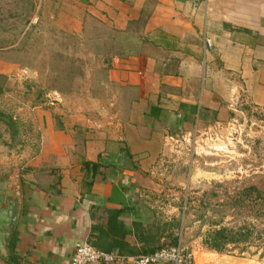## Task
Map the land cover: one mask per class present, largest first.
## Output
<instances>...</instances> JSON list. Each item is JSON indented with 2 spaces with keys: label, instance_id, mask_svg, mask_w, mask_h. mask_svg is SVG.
<instances>
[{
  "label": "crops",
  "instance_id": "crops-1",
  "mask_svg": "<svg viewBox=\"0 0 264 264\" xmlns=\"http://www.w3.org/2000/svg\"><path fill=\"white\" fill-rule=\"evenodd\" d=\"M65 1L77 65L38 107L37 151L9 176L20 184L16 249L41 264H70L97 226L111 252L141 253L161 210L172 214L160 196L190 183L209 131L243 108L264 116V0ZM191 247L194 264H264Z\"/></svg>",
  "mask_w": 264,
  "mask_h": 264
},
{
  "label": "rangeland",
  "instance_id": "rangeland-1",
  "mask_svg": "<svg viewBox=\"0 0 264 264\" xmlns=\"http://www.w3.org/2000/svg\"><path fill=\"white\" fill-rule=\"evenodd\" d=\"M65 2L0 0V219L6 213L2 204L8 203L3 196L13 182L9 176L16 179L37 151L38 107L77 65L65 53L73 41L61 31ZM243 109L247 112L225 128L209 131L205 148L194 157L190 183L185 180L177 192L160 196L162 206L173 205L172 214L161 210L160 219L180 222L171 229L187 251L198 244L264 260V116ZM221 227L233 229L235 240H215L213 246L209 234ZM7 233L0 224V264H9ZM19 264L41 262L29 255L19 258Z\"/></svg>",
  "mask_w": 264,
  "mask_h": 264
},
{
  "label": "trees",
  "instance_id": "trees-1",
  "mask_svg": "<svg viewBox=\"0 0 264 264\" xmlns=\"http://www.w3.org/2000/svg\"><path fill=\"white\" fill-rule=\"evenodd\" d=\"M84 166L86 168L90 167V168H97L99 166L98 162H84ZM111 216V218L108 219V224H107V229H111L112 227L114 228V217ZM136 227H140V224H136ZM171 226H173V228L178 229V227L180 226V222H176L174 224H169L167 222H163L161 225L157 224L155 226L156 228V233H152L149 231L150 234L142 236V239L144 241V244L142 246V248L140 249V251H142L143 253H149V252H153L156 249L162 248V247H168V246H173L176 245L178 243V237L175 235V232L173 231V229H171ZM160 230H162L163 233V241H160ZM93 233H91L89 240H87V243L91 244L93 247L104 250V251H110L112 250L110 247L105 246L107 241H104V229L97 226L95 228H92ZM97 233V235H94ZM143 232V231H142ZM155 234H157V239ZM233 234H236V232L233 229L230 228H226V227H221L218 228L216 230H214L213 232H211V234H209V236L212 239V245H216L215 240H221L222 243H230L233 242L235 240V238H233ZM92 236L93 239L95 238V242H92ZM17 242H18V229L16 228V230L14 231V234L9 242L8 245V253H7V257L6 260L9 264H19V258H24L23 255H21V253L16 249L17 247ZM117 244H119V248L121 247V244L118 242ZM123 248V247H122ZM122 248H120L119 250H122ZM129 252L133 253V250L129 249Z\"/></svg>",
  "mask_w": 264,
  "mask_h": 264
},
{
  "label": "built area",
  "instance_id": "built-area-1",
  "mask_svg": "<svg viewBox=\"0 0 264 264\" xmlns=\"http://www.w3.org/2000/svg\"><path fill=\"white\" fill-rule=\"evenodd\" d=\"M205 43L210 46V40ZM93 262L120 264H194L191 251L185 250L180 241L173 246L162 247L149 253L126 255L117 252L104 251L83 241L75 245L70 258V264H90Z\"/></svg>",
  "mask_w": 264,
  "mask_h": 264
},
{
  "label": "water",
  "instance_id": "water-1",
  "mask_svg": "<svg viewBox=\"0 0 264 264\" xmlns=\"http://www.w3.org/2000/svg\"><path fill=\"white\" fill-rule=\"evenodd\" d=\"M19 181L13 180V182L10 184L7 192V195L3 196L6 198V201L8 203L3 202L2 204V210L3 212H6L5 215H2V218L0 219V224L6 226L7 229V235L4 238V248L6 254L8 253V245L9 242L14 234V231L17 228L19 215H20V187H19Z\"/></svg>",
  "mask_w": 264,
  "mask_h": 264
}]
</instances>
